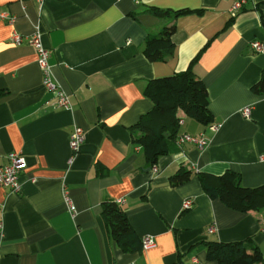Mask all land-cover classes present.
<instances>
[{"label":"crops","instance_id":"obj_1","mask_svg":"<svg viewBox=\"0 0 264 264\" xmlns=\"http://www.w3.org/2000/svg\"><path fill=\"white\" fill-rule=\"evenodd\" d=\"M236 1L0 0V13L17 18L0 20V166L11 153L27 163L20 192L0 186V264H217L208 260L206 243L248 240L264 264V210L242 213L213 200L198 177L234 171L246 188L264 185V94L253 91L264 75V0H247L232 18ZM186 9L202 13L175 19L151 12ZM172 22L174 57L150 62L148 38ZM38 31L71 109L58 107L44 88L36 50L11 42L14 32ZM198 55L193 71L207 88L213 128L181 113L180 135L204 134L209 145L173 142L154 174L134 144L136 125L154 107L145 88L186 71ZM75 127L86 141L69 166ZM181 167L194 175L173 188L169 179ZM188 200L193 206L184 210ZM107 201H122L140 246L126 250L115 241L103 217ZM147 236L154 245L145 250Z\"/></svg>","mask_w":264,"mask_h":264},{"label":"trees","instance_id":"obj_2","mask_svg":"<svg viewBox=\"0 0 264 264\" xmlns=\"http://www.w3.org/2000/svg\"><path fill=\"white\" fill-rule=\"evenodd\" d=\"M156 17L173 16L178 18L202 11H151ZM176 31L175 22L163 27L157 37H149L146 42L145 55L152 63L167 62L175 55L172 36ZM200 55V54H199ZM194 58L189 68L172 76L156 78L148 82L145 95L154 103L153 111L142 118L136 125L139 135L134 144L141 146L145 152L147 164L155 166L160 157L168 154V146L180 136L183 113L187 119L194 120L207 127L214 122L209 109L208 91L202 80L193 71V65L199 58ZM258 95L264 94V75L253 86ZM193 171L181 167L169 179L173 188L182 186L192 180ZM204 192L213 200H220L228 207L242 212H261L264 210V185L257 188H246L241 183L240 175L227 171L222 175L200 173L198 175ZM103 217L109 225L115 241L123 249H133L141 245V241L132 230L127 214L115 201L103 204ZM245 242L222 243L210 241L206 243L207 258L217 264H262L263 254L254 246L251 251Z\"/></svg>","mask_w":264,"mask_h":264},{"label":"built area","instance_id":"obj_3","mask_svg":"<svg viewBox=\"0 0 264 264\" xmlns=\"http://www.w3.org/2000/svg\"><path fill=\"white\" fill-rule=\"evenodd\" d=\"M246 3L247 0H237L232 7L230 16L232 18L235 17L237 13L241 12L244 9ZM16 19L17 18L15 16H12L10 14L0 13V20L7 21L10 24H14L16 22ZM11 42L18 46L26 42L36 50L38 62L43 73L44 88L53 96V100L58 107L71 109V96L54 81L51 75V70L48 61L49 51L45 48L43 44L42 34L38 31L31 36H25L18 32H14L11 36ZM252 48L256 52L263 51V46L258 41H254L252 43ZM244 116L247 118H250L252 116L251 107L246 108L244 110ZM210 127L213 128L212 126ZM85 141L86 133L84 132V130L80 127H75L70 135L69 144L71 156L68 161L69 166H72L75 162V159L81 151V148ZM177 143L179 145L189 143L197 146L200 149H204L209 145V140L205 137L204 134H201L199 136L182 134L177 138ZM7 159L8 164L0 166V186L9 189L12 193H18L21 191V183L19 182V176L27 166L26 158L22 154L11 153L7 156ZM260 160L264 162V155L260 158ZM152 171L154 174H158L160 169L157 165H155L153 166ZM64 202L72 216H75L77 214L76 206L68 191L64 192ZM121 203L122 201L117 202V204ZM192 206L193 202L191 200H188L184 202L183 209L190 210ZM215 231V227L210 228L211 233H214ZM142 244L143 249H149L154 245L153 237L147 236L143 238Z\"/></svg>","mask_w":264,"mask_h":264},{"label":"rangeland","instance_id":"obj_4","mask_svg":"<svg viewBox=\"0 0 264 264\" xmlns=\"http://www.w3.org/2000/svg\"><path fill=\"white\" fill-rule=\"evenodd\" d=\"M189 121H190V120H186L185 122H187V123H188ZM193 122H194V121H193ZM194 123L196 124V122H194ZM200 127H201V126H200Z\"/></svg>","mask_w":264,"mask_h":264}]
</instances>
